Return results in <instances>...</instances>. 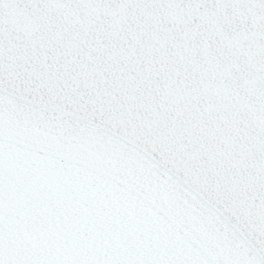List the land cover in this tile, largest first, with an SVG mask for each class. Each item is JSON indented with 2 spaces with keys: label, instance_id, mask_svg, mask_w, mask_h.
Segmentation results:
<instances>
[{
  "label": "snow or ice",
  "instance_id": "snow-or-ice-1",
  "mask_svg": "<svg viewBox=\"0 0 264 264\" xmlns=\"http://www.w3.org/2000/svg\"><path fill=\"white\" fill-rule=\"evenodd\" d=\"M0 264H264V0H0Z\"/></svg>",
  "mask_w": 264,
  "mask_h": 264
}]
</instances>
